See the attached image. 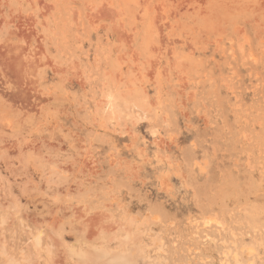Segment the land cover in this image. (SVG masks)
Masks as SVG:
<instances>
[{"label":"rangeland","instance_id":"374dc122","mask_svg":"<svg viewBox=\"0 0 264 264\" xmlns=\"http://www.w3.org/2000/svg\"><path fill=\"white\" fill-rule=\"evenodd\" d=\"M0 203L16 258L264 264V0H0Z\"/></svg>","mask_w":264,"mask_h":264},{"label":"bare ground","instance_id":"6f19581e","mask_svg":"<svg viewBox=\"0 0 264 264\" xmlns=\"http://www.w3.org/2000/svg\"><path fill=\"white\" fill-rule=\"evenodd\" d=\"M0 205H2V203H0ZM89 222H91V220ZM54 223L55 222L53 221L52 224H54ZM90 225H93V224H90ZM91 234H93V233L91 232ZM87 235H89V234H87ZM87 239H89V238H87ZM28 240H29V238H27L26 241H24L23 244L17 246V250H18L17 254L19 255L18 258H16V255L14 254V250H11V252H8L5 249L0 251V253L2 255H4L7 264H40L41 263L40 262V259H41L40 249H41L42 244H44V249H45V252L44 251H42V252H44L45 255H46V258L44 259L45 263H43V264H63V261H64L63 259L64 258L62 256V254H60L57 251L58 250V248H57L58 247V245H57L58 243L56 242L57 240L55 239L54 236L49 237V239L46 238L44 240V243H42V244L40 242L39 233H38V235L36 237L33 238V240L27 242ZM52 247H56L57 250L55 248L52 249ZM96 258L97 257L95 256L94 259L96 260ZM125 258H128V257H126V256L125 257H120L119 261H121V264H128V262H127L128 259H125ZM94 259L91 258V261L94 260ZM110 259H115V258L114 257L112 258V256H111ZM89 260L90 259L88 258V261ZM95 260H94V262H95ZM98 261L99 260H97V262ZM115 261H116V259H115ZM104 262L107 263L106 261H104ZM112 262L113 261L111 260V263ZM78 263L79 262H77L76 264H78ZM99 263H100V261L97 264H99ZM91 264H92V262H91Z\"/></svg>","mask_w":264,"mask_h":264}]
</instances>
